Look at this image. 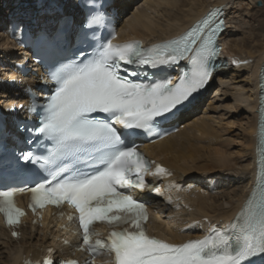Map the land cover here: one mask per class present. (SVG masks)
<instances>
[{"label":"bare ground","instance_id":"bare-ground-1","mask_svg":"<svg viewBox=\"0 0 264 264\" xmlns=\"http://www.w3.org/2000/svg\"><path fill=\"white\" fill-rule=\"evenodd\" d=\"M106 1L121 17H124L120 22L122 39L137 37L149 42L177 35L215 6L228 7L226 17L231 21V26L223 37L226 40L225 53L231 59L230 67L215 77L210 82L207 92L187 106L175 119L174 124H179L180 127L177 134L155 145L146 146L149 155L163 172L162 181L158 184L164 194L157 199H148L154 209L152 218L154 227L171 236L175 243L203 238L218 223L235 216L249 196V186L254 184L259 118L257 112L261 90L260 71L264 66V19H259V12L263 15L264 12L256 6L260 0H142L134 5L133 10L128 14L129 7L137 0ZM54 4L58 7V11L53 7ZM7 5L12 7L4 12V16L0 13V98L12 103L8 106L25 107L26 117L30 118L28 90L31 88L33 93L39 92L38 89L43 83L39 79L43 73L42 69L37 67L31 75L25 77L21 75L18 70L19 63L29 61L32 54L15 45L14 33L18 32V35L23 36L28 28L33 33L40 30L54 32L59 21L68 15L74 16L73 30L76 31L83 23L84 14L80 11L81 6L77 0H10ZM237 6L242 8L239 9ZM0 9L1 12L3 7L0 6ZM246 18L258 22L259 27H253L250 21L245 20ZM16 24L20 25V28L15 30ZM20 55H23V60ZM230 76H233L232 79L243 77V82L248 86L246 90L225 92L226 96L230 95L237 103H233L231 108L246 114L244 116L247 126L244 129L247 133L246 152L245 158L240 163L231 159V154H228L226 149L228 145L220 139L218 131L213 126L214 121L211 122L210 118L198 114L210 98L212 86H226ZM214 102L212 99L208 107L213 106ZM22 113H4L0 110L5 123L9 122L12 125L9 134L19 139L21 136L15 129L14 121L25 119ZM211 176L214 178L219 176V179L217 181L214 178L210 179ZM205 183L208 184L206 189L202 188ZM191 186L193 190L179 193L181 187L189 189ZM37 217L31 214L24 215L20 218V222L10 229H6L0 222V240L2 237L5 238L2 245L8 250V256L3 264H22L24 259L28 263H34L43 260L45 252L54 251V248L46 245V242L44 244L29 240L26 242L19 238L20 224L29 222L33 228L32 220H36ZM167 217L171 221H167ZM40 219L43 226L49 222L57 224L59 231H65L68 238H65L64 245L68 243L71 245L70 248H66V254L78 256L77 252L73 255L70 251L76 245L74 229L67 228L65 223L66 220H76L72 210L66 209L61 216L55 218L51 217L50 213H45ZM46 228L42 229L44 239L48 236L45 230L49 228ZM61 232H58V236L56 234L54 239L59 238ZM29 238H33L32 235ZM64 245L59 246L62 248Z\"/></svg>","mask_w":264,"mask_h":264},{"label":"rangeland","instance_id":"rangeland-1","mask_svg":"<svg viewBox=\"0 0 264 264\" xmlns=\"http://www.w3.org/2000/svg\"><path fill=\"white\" fill-rule=\"evenodd\" d=\"M9 1L10 0H0V6L3 7V9L0 13H3L2 14L3 16L5 15L4 12H7L12 7V5H7ZM141 1L142 0H137L136 2H134L129 7L127 14L131 10H133L134 5H136L137 3L139 4V2H141ZM260 1L263 2V6L257 7V9L262 10L264 12V0H260ZM243 4L245 5V1ZM54 5H53V7L58 11V9H57L58 7H56V5L55 6ZM237 7L239 9L242 8V6H240V7L237 6ZM250 11H252L253 13H256L254 10H250ZM260 14H261V12H259V16H260L259 19L263 20L264 15L263 14L260 15ZM245 20L250 21V23L253 27H255V28L259 27L258 22L251 21L250 18H246ZM238 37L242 38L240 35H238ZM20 57H21V60H23V55H20ZM232 78H233V76L229 77V79H228L229 83L226 86H219V85H217L218 87L216 85L212 86V89L209 93L210 98L208 99V101H206V103L202 107V110H200L198 112V114L200 116H204V117L206 116V117L210 118L211 122L214 121L213 126L218 131V133L221 137L220 139L228 145L226 149L228 150V154H231V159L235 160L236 163H240L241 160H243L245 158V152H246L245 151L246 150L245 137H246L247 133L244 131V129L247 127L246 126V120L244 119V116H246V114L243 113L242 111H238L236 109L231 108L233 103L234 104H237V103L233 101V98L230 95L226 96L225 92H229V91L233 92V90H242V89L246 90L248 88V86L246 85V83L243 82V79H244L243 77L237 78V79H232ZM233 80H235V81H233ZM18 85H20V84H18ZM217 90H221V91L219 92ZM3 99H5V98H0V108H9L10 107L9 109H21L19 107H15V105L8 106L12 103L11 102L8 103V101H6L7 99H5V101ZM212 99L215 102H214L213 106L208 107L209 103ZM204 111H207V112H204ZM203 114H205V115H203ZM234 162L232 161V163H234ZM215 177L216 178L211 176L210 179L214 178L217 181V179H219V176H215ZM205 184L202 185V188L206 189L208 187V184H206V185ZM191 189L193 190L192 186L189 189H187V187H181L179 189V193H182L184 190H191ZM174 208H177V207H174ZM167 219H166L167 221H169V220L171 221V219H169L168 217H167ZM45 225L47 226V228H49V230H47V231L45 230V233L48 235L46 239H44L45 237L43 236V232H42V229L46 228V226H43V224H39V223L34 225V227H33L34 229L28 223L22 224L20 227L21 230L18 234L19 238H21V240L26 241V242H28L27 240H29V242H33V243L38 242L41 244H44L46 242L47 243L46 245H50V246H53V245L57 246V245L64 243V237L65 236L62 235V234H64V232H61L59 234V238L54 239V236L58 232H60L59 226L57 224L54 225L51 223H47ZM35 228H37V229H35ZM30 229H32V230H30ZM31 231H32V234H30ZM24 233H26V235H23ZM29 235L30 236L32 235L33 238H29L30 237ZM26 236L28 239L26 238ZM57 236H58V234H57ZM60 236H62V238H60ZM3 239H5V238L2 237L0 240V264H3V262L6 260V258L8 256V250L6 249L7 247L5 245H2V242H4ZM58 241H60V242H58ZM55 242H56V244H54Z\"/></svg>","mask_w":264,"mask_h":264},{"label":"water","instance_id":"water-1","mask_svg":"<svg viewBox=\"0 0 264 264\" xmlns=\"http://www.w3.org/2000/svg\"><path fill=\"white\" fill-rule=\"evenodd\" d=\"M256 6H257V7H262V6H263V2H262V1H258V2L256 3Z\"/></svg>","mask_w":264,"mask_h":264}]
</instances>
